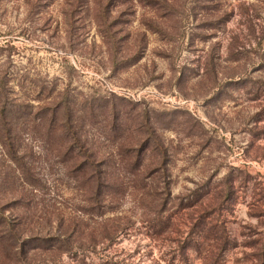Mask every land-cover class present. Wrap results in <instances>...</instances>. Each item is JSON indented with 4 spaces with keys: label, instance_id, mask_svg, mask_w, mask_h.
<instances>
[{
    "label": "rangeland",
    "instance_id": "1",
    "mask_svg": "<svg viewBox=\"0 0 264 264\" xmlns=\"http://www.w3.org/2000/svg\"><path fill=\"white\" fill-rule=\"evenodd\" d=\"M0 214V264H260L264 0H0Z\"/></svg>",
    "mask_w": 264,
    "mask_h": 264
},
{
    "label": "trees",
    "instance_id": "2",
    "mask_svg": "<svg viewBox=\"0 0 264 264\" xmlns=\"http://www.w3.org/2000/svg\"><path fill=\"white\" fill-rule=\"evenodd\" d=\"M0 227H4L2 229V231H0V233H1L0 241H3L2 243L7 245V249H9L10 251H13V249L14 250L20 249V252L26 250L25 246H26L27 240L21 238V236L17 234L14 226L11 225L9 218L7 216H5L4 214H0ZM233 246L234 245L232 244L231 248ZM223 247L225 249V246H217V249H222ZM15 253H17V251ZM217 253H218V251H217ZM259 259L261 262L260 264H264V253L261 254ZM217 261H218V258L216 256L214 261L212 262V264H218L219 262H217Z\"/></svg>",
    "mask_w": 264,
    "mask_h": 264
}]
</instances>
